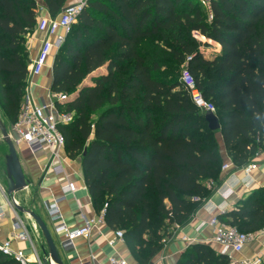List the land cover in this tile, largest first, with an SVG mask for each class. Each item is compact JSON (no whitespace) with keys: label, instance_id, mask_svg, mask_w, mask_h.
Returning <instances> with one entry per match:
<instances>
[{"label":"trees","instance_id":"16d2710c","mask_svg":"<svg viewBox=\"0 0 264 264\" xmlns=\"http://www.w3.org/2000/svg\"><path fill=\"white\" fill-rule=\"evenodd\" d=\"M51 16L68 0H43ZM208 10L211 18H208ZM35 0H0V103L12 123L27 86L25 35ZM217 42L205 56L192 33ZM186 64L213 103L219 130L180 80ZM50 91L71 159L79 158L95 210L147 261L221 182L217 132L241 167L264 150V0H87L54 55ZM198 197V200H193ZM217 217L243 232L264 228V186ZM0 264H19L0 252ZM177 264H229L194 242ZM264 264V261L261 263Z\"/></svg>","mask_w":264,"mask_h":264},{"label":"crops","instance_id":"0c3cea01","mask_svg":"<svg viewBox=\"0 0 264 264\" xmlns=\"http://www.w3.org/2000/svg\"><path fill=\"white\" fill-rule=\"evenodd\" d=\"M35 1L37 4L36 24L34 28L25 35L28 60L35 57L42 41L48 37L45 30L39 29V21L44 17H55L49 14L43 0ZM68 2H70V0H68L67 3ZM194 32L201 36L198 31ZM51 38L53 37H50V39ZM207 41L214 45L211 49H207L206 53L204 52L205 56H210L211 53L219 51L220 46L217 42L211 39H207ZM204 49L203 47V51ZM55 53V50L51 52L47 57L43 70L40 74L32 78V84L29 85V92L33 99L37 101L50 91L52 63ZM217 138L219 140L221 155L225 160L227 156L219 132H217ZM2 142H4L3 139ZM2 154L5 161V147H3ZM17 154H19L18 157L21 168L27 179V186L24 188L29 194L27 198V208L36 212L47 224L63 264H108L111 255L126 258L128 264H177L179 257L191 244L181 239L183 234L192 237L194 239L192 243H207L217 252H221V247L218 244L207 241L208 237L212 234V227L207 223L198 227L202 222L207 221L211 215V213L201 206L198 207L185 224L170 229L172 231L171 235L163 239L161 247L147 261H142L135 257L125 242L117 243L114 246L109 245L107 238L113 234L115 229L109 227L105 221L97 223L88 236L78 237L74 239L73 243L70 245L65 244L64 236L53 230V224L50 221L45 207L46 202L61 195V187L63 185L68 181L73 182L75 185V190L73 192H67L58 201L64 221L69 228L81 225L84 221V217H94L100 212L95 210L91 202L80 161H77L76 158H69L65 150L62 149L59 154L61 171H54L49 164L52 156L47 148L44 149V151L33 154L25 144L21 143L18 147ZM253 162L256 163L257 167L251 170L248 176L240 169L235 170L232 172L233 174L229 176L226 172L221 173V190L229 187L232 189V192L226 199L223 198L220 192L211 193L209 199L215 206H219L226 200V210H228L233 206L235 201L246 195L248 191L264 186V150L256 156ZM224 178L227 179L225 182ZM0 185L6 192L5 181L4 184L0 181ZM18 192L14 194V198L15 201L21 205L17 197ZM0 206L4 210V214L0 217V241L10 239L11 248L13 250H22L24 255L31 260H37L38 258L42 259L45 256L46 244L39 227L30 217L19 212L14 207L7 193L5 195L0 193ZM212 213L218 215L220 212L215 208ZM17 219L21 220L23 227L27 230V239L13 237V233L20 230H14L13 228V222ZM262 245H264V228L257 239L249 242L244 247L241 257L245 259L252 258Z\"/></svg>","mask_w":264,"mask_h":264},{"label":"built area","instance_id":"2783aa9c","mask_svg":"<svg viewBox=\"0 0 264 264\" xmlns=\"http://www.w3.org/2000/svg\"><path fill=\"white\" fill-rule=\"evenodd\" d=\"M199 2L206 8L209 5V0H199ZM86 3L87 0H70L57 16L44 17L39 21V29L45 30L48 37L42 41L35 57L28 60V86H26L25 93L19 104L16 120L11 125L12 132H8L14 144H25L33 154H37L47 148L52 156L49 164L54 171H61L59 154L60 150L64 147V136L59 130V124L68 123L71 120L72 115L69 112L59 110L56 107L55 100H65V94L49 91L37 101L33 99L29 92V85L32 84L31 79L41 73L45 67L47 57L51 52L53 50L56 51L60 47L65 34ZM208 18H211L209 10ZM50 37L53 38L50 39ZM180 80L191 95V98L197 107L204 111L210 110L215 113V106L202 95L196 85L194 76L186 64H183L180 69ZM201 100L203 103H198V101ZM256 167L257 165L253 161L242 165L241 167H237L233 165L231 160L227 157L221 164V171L226 172L229 176L232 175V172L235 170L240 169L246 176H248L251 170ZM226 180L227 179L224 178V182ZM206 186L211 189V193L220 192L224 199H226L232 192V189L229 187L221 190V182L217 186H213L211 182H207ZM74 190V183L68 181L61 187L60 196L54 197L51 201L45 203L48 216L53 224V230L56 233L62 234L64 236L65 244L69 245L78 237L88 236L97 223L104 222V209H101L94 217H84V221L81 225L74 228H69L67 226L60 211L58 201L64 196V194L67 192H73ZM0 193L2 195L6 194L5 189L1 185ZM209 196L202 199L200 206L211 213V215L207 221L202 222L198 226L200 227L204 223H207L212 227V234L208 237L207 241L216 243L221 247V253L227 255L229 264H261L264 261V245L260 247L258 252L252 258H242L241 253L249 242L257 239V237L263 232V229L256 232H243L238 230L235 226L224 223L216 214L212 213V211L217 208L220 213L224 212L227 208L226 200H224L219 206H215L210 201ZM192 199L198 200V197H193ZM3 214L4 210L0 206V217ZM13 228L14 230L20 229L13 233V237L18 239L28 238L27 230L23 227L21 220L17 219L14 221ZM181 239L188 244L194 241L192 237H189L186 234H183ZM107 242L111 246L124 242L123 231L121 229H115L113 234L107 238ZM0 252L12 257L19 264H42V261L39 258L37 260H31L24 255L22 250H13L11 248L10 239L0 241ZM108 264H128V262L124 257L111 255Z\"/></svg>","mask_w":264,"mask_h":264},{"label":"water","instance_id":"95a60500","mask_svg":"<svg viewBox=\"0 0 264 264\" xmlns=\"http://www.w3.org/2000/svg\"><path fill=\"white\" fill-rule=\"evenodd\" d=\"M205 119L207 121V126L211 130H219L220 122L216 114L210 110H205ZM0 133L3 141L7 145L8 153L5 157V185L6 193L10 196V199L14 207L21 213L30 217L35 224L39 227L41 234L44 238L46 244L45 256L41 259L42 264H63L59 253L57 251L55 242L51 236V233L47 227V224L41 216L30 208L24 209L19 205L14 198V194L27 186V179L22 171L20 160L16 151L15 144L11 139L5 124L0 117Z\"/></svg>","mask_w":264,"mask_h":264},{"label":"rangeland","instance_id":"374dc122","mask_svg":"<svg viewBox=\"0 0 264 264\" xmlns=\"http://www.w3.org/2000/svg\"><path fill=\"white\" fill-rule=\"evenodd\" d=\"M203 6V5H202ZM192 35L201 43H207L206 46H202L204 47V52L206 53V50L207 49H211L213 47V43L207 41V38H205L203 35L199 36L196 32H193ZM203 36V38H202ZM58 49L55 51L57 52ZM32 81V79H31ZM0 113H1V117H2V121L3 123L5 124V127L7 128V131L8 132H12L11 131V122L9 121L8 117L5 115L4 111L2 110V105L0 103ZM0 141L2 142V138H1V133H0ZM0 142V181L4 184V181H5V176H6V169H5V161L3 159V147H5V154L8 153V150H7V145L6 143ZM20 144H15V147H16V150H17V153H18V147H19ZM20 154V153H19ZM18 154V155H19ZM76 160L78 161L79 158H76ZM29 194L27 193L26 189H22L18 192V195L17 197L19 198V203L21 204V206L24 208V209H28V205H27V198H28Z\"/></svg>","mask_w":264,"mask_h":264},{"label":"clouds","instance_id":"9594fccd","mask_svg":"<svg viewBox=\"0 0 264 264\" xmlns=\"http://www.w3.org/2000/svg\"><path fill=\"white\" fill-rule=\"evenodd\" d=\"M198 103L202 104V103H203V101H202V100H201V101H198Z\"/></svg>","mask_w":264,"mask_h":264}]
</instances>
